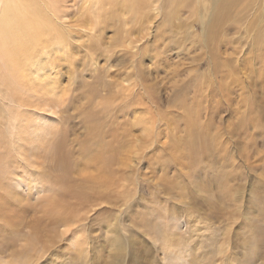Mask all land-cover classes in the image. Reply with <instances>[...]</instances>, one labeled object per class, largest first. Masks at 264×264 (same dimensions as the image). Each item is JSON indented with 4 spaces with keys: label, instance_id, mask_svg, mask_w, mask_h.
<instances>
[{
    "label": "rangeland",
    "instance_id": "obj_1",
    "mask_svg": "<svg viewBox=\"0 0 264 264\" xmlns=\"http://www.w3.org/2000/svg\"><path fill=\"white\" fill-rule=\"evenodd\" d=\"M31 1L55 31L41 93L0 77V264H264V0Z\"/></svg>",
    "mask_w": 264,
    "mask_h": 264
},
{
    "label": "bare ground",
    "instance_id": "obj_2",
    "mask_svg": "<svg viewBox=\"0 0 264 264\" xmlns=\"http://www.w3.org/2000/svg\"><path fill=\"white\" fill-rule=\"evenodd\" d=\"M54 28L47 24V17L31 0H0V77L13 75L27 90L41 93L48 81L36 73L42 68L39 58L44 52L43 38L55 31ZM18 94L19 102H24V92L18 91Z\"/></svg>",
    "mask_w": 264,
    "mask_h": 264
}]
</instances>
